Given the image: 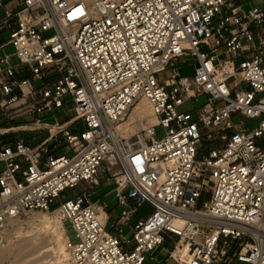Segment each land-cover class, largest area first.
I'll return each instance as SVG.
<instances>
[{
  "label": "built area",
  "instance_id": "obj_1",
  "mask_svg": "<svg viewBox=\"0 0 264 264\" xmlns=\"http://www.w3.org/2000/svg\"><path fill=\"white\" fill-rule=\"evenodd\" d=\"M8 2L0 0V48L14 50L0 54V107L37 124L46 110L74 116L47 125L34 146L0 138V249L7 215L58 210L76 231L75 243L67 233L74 264H146L166 239L179 264H264V0ZM189 54L192 77L173 66L159 79ZM201 96L208 101L195 114L179 111ZM141 99L156 124L144 143L117 140ZM239 113L262 119L247 129L234 122ZM203 139L213 146L200 158ZM106 183L122 207L112 230L108 203L92 199ZM144 202L152 213L123 236Z\"/></svg>",
  "mask_w": 264,
  "mask_h": 264
},
{
  "label": "rangeland",
  "instance_id": "obj_2",
  "mask_svg": "<svg viewBox=\"0 0 264 264\" xmlns=\"http://www.w3.org/2000/svg\"><path fill=\"white\" fill-rule=\"evenodd\" d=\"M18 3L19 0H14L13 6H17ZM8 50L9 52H12L14 48L10 47ZM172 63L173 64H170L167 69L158 74L160 80H165L171 77L174 67L179 71L181 76L192 77L195 74L197 61L195 57L190 54L175 58L172 60ZM230 82L232 85L233 80L231 79ZM248 87V84L243 82L237 90L242 88L247 89ZM144 101L145 100L143 99L139 100L119 124L129 122L132 118L129 117L135 111L137 105ZM207 101L208 99L206 96H201L198 100L192 99L180 106L179 111L192 112L195 114ZM219 104H221V102H217L216 105ZM72 106L73 105L70 104V107ZM72 116H74L73 111L68 113V115L64 112L58 113V118L60 120H65ZM261 119L262 117L259 116L248 117L240 113L234 116V122L240 123L244 121L247 129H253L258 126ZM148 122L153 123V120L149 119ZM76 129L82 131L84 129V124L81 121L77 122ZM143 129L144 126L139 121L129 126L126 130L120 126V137L131 139V141L135 142L136 134L141 133ZM145 132L146 131L144 130L143 133ZM164 135V129L162 127H157L156 137H162ZM201 143L203 146H199L200 158L204 152H207L213 146L212 141L206 139H203ZM109 159H111L110 156ZM115 170H117V167L112 169V171ZM206 181L207 191L202 198L204 200H208L210 197L209 190L211 183L209 176H207ZM113 188L114 183H106L98 187L95 194L92 196V199H100L102 203H108L109 207L107 208V211L111 216L109 230H112V222L119 218L122 211V207L118 205ZM85 189H87V187L82 185L74 190H67L64 193L67 197H71L75 194L81 193ZM58 203L59 199L56 198L53 206ZM152 211L153 207L151 204L148 202L142 203L138 207V213L132 217L129 224L123 227V236L130 238L133 233V227L138 220L140 218H147ZM2 233L6 240L5 246L0 249V257H3L0 260V264H73L70 259L69 251L66 249V242L68 240V235L73 243L78 241L76 231L70 221L63 223L62 216L58 210H51L48 213L37 211L22 213L18 220L12 222L8 221L5 228L2 230ZM67 233L68 235L66 236ZM34 246L43 248L40 249L38 253L34 254L32 252ZM168 264L175 263L171 261Z\"/></svg>",
  "mask_w": 264,
  "mask_h": 264
},
{
  "label": "crops",
  "instance_id": "obj_3",
  "mask_svg": "<svg viewBox=\"0 0 264 264\" xmlns=\"http://www.w3.org/2000/svg\"><path fill=\"white\" fill-rule=\"evenodd\" d=\"M9 5L13 6L14 0H8ZM263 3V2H262ZM260 4V2H257ZM1 14V10H0ZM8 39V33L3 32L1 34V40L5 41ZM11 45H6L4 48H0V54L12 53L9 52ZM27 71L19 73V77L27 75ZM62 111L58 110H46L42 112L38 117L40 122L35 123V117L33 114L16 115L11 117L3 108L0 107V138L7 142L8 144H14L18 139H24L28 144L34 146L39 144L49 135V129L47 125L52 126L56 121L63 122L65 120H60L58 118V113ZM5 164L0 162V172L4 169ZM106 216L103 215V218ZM174 248V241L166 239V241L159 247L155 248L147 259L146 264H168L169 262H174L179 264L175 259L170 257V253Z\"/></svg>",
  "mask_w": 264,
  "mask_h": 264
},
{
  "label": "bare ground",
  "instance_id": "obj_4",
  "mask_svg": "<svg viewBox=\"0 0 264 264\" xmlns=\"http://www.w3.org/2000/svg\"><path fill=\"white\" fill-rule=\"evenodd\" d=\"M143 100H145L144 102H141V103H139L138 105H137V107L135 108V111L131 114V116L129 117V118H131V120L129 121V122H125V123H123V124H119V125H117V127H116V133H115V135H117V140L119 139V140H126V142L127 143H130L131 144V139H126V138H121L120 137V133H119V127L120 126H122L123 127V129L124 130H126L129 126H131V125H133V124H135L137 121H139V122H141L142 124H143V126H144V129H143V131L144 130H147L148 132H149V130L151 129V127L154 125V124H156V122H157V120H156V117H155V115L153 114V110H152V107H151V105H150V103L148 102V100H146V99H143ZM149 119H152L153 120V123H149L148 121H149ZM143 131L141 132V133H139V134H136V136H139L140 138H141V140H142V142L144 143L145 142V140H144V138H145V134L143 133ZM147 132V133H148ZM134 144H136V143H134ZM110 160L113 162V158L110 156ZM37 212H50V211H37ZM60 212V211H59ZM22 213H25V212H22V211H20V212H17L15 215H7V217H6V221L8 222V221H10V222H12V221H16V220H18L19 218H20V216H21V214ZM61 214V213H60ZM103 215H105L106 216V214H105V212L104 211H100V216L103 218ZM63 220V219H62ZM1 231H0V237H1ZM3 236V235H2ZM66 236H67V234H66ZM67 238H68V236H67ZM41 240V239H40ZM68 241H69V238H68V240H67V242H66V249L69 251V254H70V259H71V252H70V250H69V248H68ZM28 246V245H27ZM43 248V247H42ZM41 247H37V246H34L33 247V250H32V252L34 253V254H36V253H38V251L40 250V249H42ZM3 254V253H2ZM3 257L1 256L0 257V260L2 259ZM3 261V260H2ZM71 261H72V259H71ZM72 263L74 264V262L72 261Z\"/></svg>",
  "mask_w": 264,
  "mask_h": 264
}]
</instances>
